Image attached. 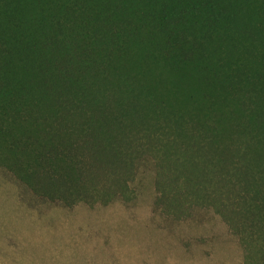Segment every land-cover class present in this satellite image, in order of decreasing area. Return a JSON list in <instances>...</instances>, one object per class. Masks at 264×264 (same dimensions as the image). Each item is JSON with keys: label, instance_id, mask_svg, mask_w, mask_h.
<instances>
[{"label": "trees", "instance_id": "16d2710c", "mask_svg": "<svg viewBox=\"0 0 264 264\" xmlns=\"http://www.w3.org/2000/svg\"><path fill=\"white\" fill-rule=\"evenodd\" d=\"M0 170L264 264V0H0Z\"/></svg>", "mask_w": 264, "mask_h": 264}, {"label": "rangeland", "instance_id": "374dc122", "mask_svg": "<svg viewBox=\"0 0 264 264\" xmlns=\"http://www.w3.org/2000/svg\"><path fill=\"white\" fill-rule=\"evenodd\" d=\"M152 199L147 185L132 208L68 210L34 201L0 170V264H240L217 221L181 228L177 237L160 233L150 220ZM182 238L195 240L188 248Z\"/></svg>", "mask_w": 264, "mask_h": 264}]
</instances>
